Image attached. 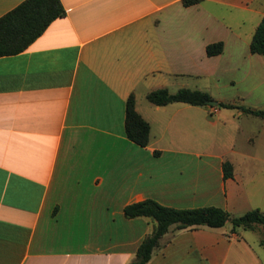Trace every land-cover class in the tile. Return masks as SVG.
<instances>
[{
  "label": "crops",
  "instance_id": "obj_1",
  "mask_svg": "<svg viewBox=\"0 0 264 264\" xmlns=\"http://www.w3.org/2000/svg\"><path fill=\"white\" fill-rule=\"evenodd\" d=\"M23 1L0 0V17ZM60 1L64 16L0 57V264H129L155 222L123 208L144 199L234 216L259 208L233 162L224 179L228 159L185 148L216 124L207 107L158 106L146 95L195 78L211 80L217 103L259 109L264 56L249 45L264 0ZM218 41L222 52L207 56ZM130 95L150 125L144 147L125 134ZM226 223L169 230L146 264H263L241 227Z\"/></svg>",
  "mask_w": 264,
  "mask_h": 264
},
{
  "label": "trees",
  "instance_id": "obj_2",
  "mask_svg": "<svg viewBox=\"0 0 264 264\" xmlns=\"http://www.w3.org/2000/svg\"><path fill=\"white\" fill-rule=\"evenodd\" d=\"M201 0H182L188 6L199 3ZM65 15V8L60 0H24L16 7L0 17V57L14 55L23 51L31 44L47 26L56 18ZM221 41L206 46L207 56L222 52ZM249 51L252 54L264 56V16L258 23L251 38ZM146 98L149 102L162 106L173 102H184L191 105L213 107L208 101L213 100L209 93L190 88H179L170 92L166 88L151 90ZM218 107L236 108L238 106L218 102ZM242 111L264 118V109L241 107ZM125 134L129 140L139 146H146L149 142L150 125L135 110V99L130 95L126 100L124 117ZM223 178L233 177V165L229 160L222 163ZM126 218L145 216L154 222L153 230L146 235L138 245L135 257L129 264H146L153 252L163 246L162 238L170 230L174 231L207 226L222 227L227 221L231 222L232 230L241 227L254 230L260 226L264 232V211L253 208L241 215H231L222 207L201 206L195 208H175L158 203L153 199H144L130 203L123 208ZM264 248V236L259 239Z\"/></svg>",
  "mask_w": 264,
  "mask_h": 264
},
{
  "label": "rangeland",
  "instance_id": "obj_3",
  "mask_svg": "<svg viewBox=\"0 0 264 264\" xmlns=\"http://www.w3.org/2000/svg\"><path fill=\"white\" fill-rule=\"evenodd\" d=\"M207 82L192 78L188 84L190 89L200 90L204 88L205 90H201L213 97H218L219 93L215 86L210 83L211 80ZM176 90V86L170 87V91L175 92ZM251 104H256V101L251 102ZM213 107L205 108L209 119H217L216 124L207 125V138H205V141L201 138L198 140L202 143L198 144L192 141L197 145L192 143L184 146H186L185 148L190 146L189 151L201 153V159H228L233 162L243 184L249 190L252 201L261 210H264V118L238 111L242 106L237 108L219 107L222 110L220 115L209 112ZM254 108L264 109V104L261 103ZM167 134L169 137L168 132ZM193 136L199 137L194 131ZM229 139H231L230 142ZM226 226L230 227L231 222L227 221ZM237 230L243 234L264 264V248L258 244V239L264 236L262 228L256 226L254 231L243 230L242 228H237ZM235 251L237 250L235 249ZM234 257L231 256L228 264L235 262ZM238 262L240 264H251L249 258H242ZM113 264H115V261H113Z\"/></svg>",
  "mask_w": 264,
  "mask_h": 264
},
{
  "label": "water",
  "instance_id": "obj_4",
  "mask_svg": "<svg viewBox=\"0 0 264 264\" xmlns=\"http://www.w3.org/2000/svg\"><path fill=\"white\" fill-rule=\"evenodd\" d=\"M208 104L209 105H217V101H215V100H210V101H208Z\"/></svg>",
  "mask_w": 264,
  "mask_h": 264
}]
</instances>
